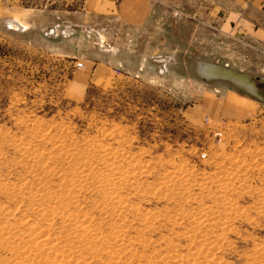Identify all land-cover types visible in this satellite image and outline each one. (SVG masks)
<instances>
[{
  "label": "rangeland",
  "instance_id": "rangeland-1",
  "mask_svg": "<svg viewBox=\"0 0 264 264\" xmlns=\"http://www.w3.org/2000/svg\"><path fill=\"white\" fill-rule=\"evenodd\" d=\"M153 2L133 27L0 0V264H264V100L195 70L264 93V58Z\"/></svg>",
  "mask_w": 264,
  "mask_h": 264
},
{
  "label": "crops",
  "instance_id": "crops-1",
  "mask_svg": "<svg viewBox=\"0 0 264 264\" xmlns=\"http://www.w3.org/2000/svg\"><path fill=\"white\" fill-rule=\"evenodd\" d=\"M162 2L173 3L176 8L190 12L193 18L197 17L198 22L205 21L210 27L209 35L230 37L226 40L225 47L233 48L232 55L235 58L237 55L247 53L249 49H253L252 47L258 60L264 58V0H162ZM82 4L89 14L104 19L112 18L133 27L146 24L151 19L154 9L153 0H83ZM251 41L256 42L253 43L255 46L249 44ZM97 66L92 76L95 83L103 82V71L107 70L100 64ZM98 71L99 74L95 77Z\"/></svg>",
  "mask_w": 264,
  "mask_h": 264
},
{
  "label": "bare ground",
  "instance_id": "bare-ground-1",
  "mask_svg": "<svg viewBox=\"0 0 264 264\" xmlns=\"http://www.w3.org/2000/svg\"><path fill=\"white\" fill-rule=\"evenodd\" d=\"M21 23V22H20ZM9 24L11 25H13V26H15L16 28L17 27H19V29L22 27V25L21 24H23L24 25V22L23 23H21V24H19L18 22H16L15 20H9ZM159 57V56H158ZM163 58V57H162ZM162 58H160L161 59V61L162 62H164L165 61V59H162ZM159 59V58H158ZM156 60V59H155ZM160 66V65H159ZM163 66L161 65V67L159 68V70H160V72H162L163 71ZM195 70L197 71V74L200 76V77H202V78H213V77H224V78H228V79H230L231 81H233L235 84L236 83H239L240 84V86H242V87H244L247 91H249L250 93H253V95L255 94V96H258V98L260 99H262V100H264V93H261L258 89H257V87H256V84L255 83H253V81L252 80H250L246 75H243V74H240V73H235L233 70H231V69H227L226 67H223V66H219V65H217V64H213V63H210V62H204V61H197V64H196V67H195ZM262 81H264V78H262ZM23 152V151H22ZM27 163V162H26ZM167 163V162H166ZM82 173V172H81ZM84 173V172H83ZM117 173V172H116ZM221 181V180H220ZM26 191V190H25ZM192 195V194H191ZM110 196V195H109ZM114 198V197H113ZM121 202V201H120ZM113 203V202H112ZM122 203V202H121ZM213 206V205H212ZM133 207V206H132ZM105 208V207H104ZM121 208V207H120ZM124 208V207H123ZM122 208V209H123ZM77 217H78V215L77 214H69L68 215V219H73V220H76L77 219ZM80 217H84V220L87 218V216L85 215V216H80ZM78 219H80L79 217H78ZM77 219V220H78ZM81 220V219H80ZM199 220V219H198ZM223 221V220H222ZM81 224V223H80ZM216 227V226H215ZM91 228V227H90ZM208 229V228H207ZM215 229V228H214ZM223 229V228H222ZM212 231H213V228L211 229ZM216 230V229H215ZM98 232V231H97ZM207 232V231H206ZM8 233V232H7ZM34 233V232H33ZM209 233H210V231H209ZM14 234V233H13ZM42 234H43V232H42ZM15 235V234H14ZM41 235V234H40ZM39 235V233H38V237L40 236ZM43 235H45V234H43ZM46 236V235H45ZM112 236V235H111ZM116 236V235H115ZM38 237H36V238H38ZM118 237V236H117ZM110 238V237H109ZM141 238V237H140ZM111 239V238H110ZM113 239V238H112ZM10 240V239H9ZM45 240V239H44ZM114 240V239H113ZM119 240V239H118ZM47 241V240H46ZM53 241V240H52ZM121 241V240H120ZM34 243H35V241H34ZM51 243V242H50ZM49 243V244H50ZM123 244H124V242H123ZM145 244V243H144ZM33 245V244H32ZM61 245V244H60ZM152 245V244H151ZM125 246V245H124ZM55 247V246H54ZM127 248V247H126ZM133 249V248H132ZM131 249V250H132ZM210 249H212V248H210ZM202 250H204V249H202ZM112 251V250H111ZM124 251V250H123ZM130 252V251H129ZM51 253V252H50ZM63 253V252H62ZM73 253V252H72ZM111 252H110V250H108V254H110ZM121 253V252H120ZM124 253V252H123ZM139 254V253H138ZM165 254V253H164ZM193 254V253H192ZM199 254H202V252L201 253H199ZM53 255V254H52ZM126 255H128L129 256V253L128 254H126ZM139 255H141V253L139 254ZM188 255V254H187ZM205 255H206V253H205ZM128 256H126L127 257V259H129L128 258ZM138 256V255H137ZM190 256V255H189ZM193 256V255H192ZM56 257H57V255H56ZM68 257V256H67ZM95 257V256H94ZM114 257V256H113ZM112 257V258H113ZM143 257V256H142ZM153 257V256H152ZM194 257V256H193ZM50 258H52V257H50ZM61 258V257H60ZM59 258V259H60ZM63 258H64V256H63ZM205 258V257H204ZM53 259V258H52ZM58 259V258H57ZM57 259H54V260H57ZM88 259V258H87ZM91 259V258H90ZM104 259V258H103ZM206 259H208V258H206ZM205 259V260H206ZM74 260V259H73ZM100 260V259H99ZM151 260V259H150ZM164 260V259H163ZM200 260V259H199ZM215 260V259H214ZM87 261H89V260H87ZM103 261H105V260H103ZM122 261V260H121ZM189 261V260H188ZM57 262H59V260L57 261ZM57 262H55L54 263V261L52 262V264H62V263H57ZM134 262V261H133ZM133 262H131V263H133ZM190 262V261H189ZM101 263H103V262H101ZM124 263V262H123ZM130 263V264H131ZM65 264H67V263H65ZM73 264H85V263H83V262H80V261H78V262H76V263H73ZM90 264V263H89ZM112 264H119L118 262L116 263V262H113ZM167 264H168V262H167ZM194 264H196V263H194Z\"/></svg>",
  "mask_w": 264,
  "mask_h": 264
},
{
  "label": "water",
  "instance_id": "water-1",
  "mask_svg": "<svg viewBox=\"0 0 264 264\" xmlns=\"http://www.w3.org/2000/svg\"><path fill=\"white\" fill-rule=\"evenodd\" d=\"M235 72H236V71H235ZM237 72H239V71H237ZM241 74L246 75V76H247L249 79H251V80L254 79V80H253V83H254V82L257 83L258 80L260 79V77H259L258 75H252V77H251V76H249V75H247V74H245V73H241ZM237 84L240 85L239 83H237ZM244 89H245V88H244ZM245 90H246V89H245Z\"/></svg>",
  "mask_w": 264,
  "mask_h": 264
},
{
  "label": "built area",
  "instance_id": "built-area-1",
  "mask_svg": "<svg viewBox=\"0 0 264 264\" xmlns=\"http://www.w3.org/2000/svg\"><path fill=\"white\" fill-rule=\"evenodd\" d=\"M81 65H82L81 61L80 62L79 61L76 62V66L80 67Z\"/></svg>",
  "mask_w": 264,
  "mask_h": 264
}]
</instances>
